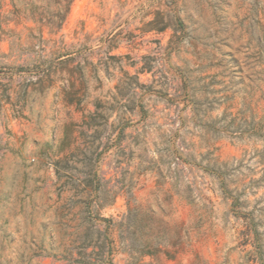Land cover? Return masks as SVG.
<instances>
[{"label": "rangeland", "instance_id": "rangeland-1", "mask_svg": "<svg viewBox=\"0 0 264 264\" xmlns=\"http://www.w3.org/2000/svg\"><path fill=\"white\" fill-rule=\"evenodd\" d=\"M0 264H264V0H0Z\"/></svg>", "mask_w": 264, "mask_h": 264}, {"label": "trees", "instance_id": "trees-1", "mask_svg": "<svg viewBox=\"0 0 264 264\" xmlns=\"http://www.w3.org/2000/svg\"><path fill=\"white\" fill-rule=\"evenodd\" d=\"M162 27L158 29H162ZM144 213L137 208H129L126 214L123 216L122 221L120 222V242L124 245L126 251L129 254H138L139 258H142L145 255H153L157 251H159L160 243L157 241L158 234L157 232L151 234L152 242L151 244L142 242L139 238H132L134 232L128 231L129 221L133 219L137 222L136 230L139 232V235H143L142 229L144 228L145 224L143 222ZM168 257H172L166 253Z\"/></svg>", "mask_w": 264, "mask_h": 264}]
</instances>
